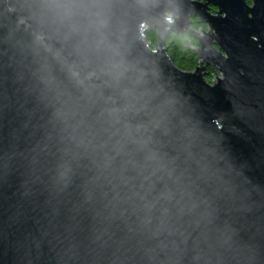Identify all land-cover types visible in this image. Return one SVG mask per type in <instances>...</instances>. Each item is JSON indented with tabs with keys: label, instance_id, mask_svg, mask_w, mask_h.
Wrapping results in <instances>:
<instances>
[{
	"label": "water",
	"instance_id": "water-1",
	"mask_svg": "<svg viewBox=\"0 0 264 264\" xmlns=\"http://www.w3.org/2000/svg\"><path fill=\"white\" fill-rule=\"evenodd\" d=\"M0 264H264V0H0Z\"/></svg>",
	"mask_w": 264,
	"mask_h": 264
},
{
	"label": "trees",
	"instance_id": "trees-1",
	"mask_svg": "<svg viewBox=\"0 0 264 264\" xmlns=\"http://www.w3.org/2000/svg\"><path fill=\"white\" fill-rule=\"evenodd\" d=\"M194 30H207V26L200 22L197 18L194 19ZM148 44L155 48L157 46L156 33L150 32L147 34ZM167 50L174 64L181 70L193 72L200 64L199 59L195 54V49L198 48L196 39L191 35L184 33L183 35L174 33L167 42ZM217 74L214 70L206 68V80L209 83L216 78Z\"/></svg>",
	"mask_w": 264,
	"mask_h": 264
},
{
	"label": "flooded vegetation",
	"instance_id": "flooded-vegetation-1",
	"mask_svg": "<svg viewBox=\"0 0 264 264\" xmlns=\"http://www.w3.org/2000/svg\"><path fill=\"white\" fill-rule=\"evenodd\" d=\"M214 9V8H213ZM195 19V18H194ZM194 19H193V21H194ZM198 19V18H197ZM199 20V19H198ZM201 22V21H200ZM205 25V24H204ZM192 28L194 29V24L192 25ZM203 31V30H202ZM184 33H186V34H189V33H187V32H184ZM183 33V34H184ZM174 33H172L171 35H173ZM178 34V33H177ZM183 34H180V35H183ZM189 35H191V34H189ZM192 36V35H191ZM171 37V36H170ZM193 37V36H192ZM194 38V37H193ZM170 39V38H169ZM169 39H168V41H169ZM167 41V42H168ZM197 42V41H196ZM198 44V43H197ZM198 47H199V45H198ZM209 69H211V68H209Z\"/></svg>",
	"mask_w": 264,
	"mask_h": 264
},
{
	"label": "rangeland",
	"instance_id": "rangeland-1",
	"mask_svg": "<svg viewBox=\"0 0 264 264\" xmlns=\"http://www.w3.org/2000/svg\"><path fill=\"white\" fill-rule=\"evenodd\" d=\"M216 81V79L213 80V82Z\"/></svg>",
	"mask_w": 264,
	"mask_h": 264
},
{
	"label": "built area",
	"instance_id": "built-area-1",
	"mask_svg": "<svg viewBox=\"0 0 264 264\" xmlns=\"http://www.w3.org/2000/svg\"><path fill=\"white\" fill-rule=\"evenodd\" d=\"M217 77V76H216ZM217 80V78H215Z\"/></svg>",
	"mask_w": 264,
	"mask_h": 264
},
{
	"label": "bare ground",
	"instance_id": "bare-ground-1",
	"mask_svg": "<svg viewBox=\"0 0 264 264\" xmlns=\"http://www.w3.org/2000/svg\"><path fill=\"white\" fill-rule=\"evenodd\" d=\"M200 31V30H199ZM213 82V81H212Z\"/></svg>",
	"mask_w": 264,
	"mask_h": 264
}]
</instances>
